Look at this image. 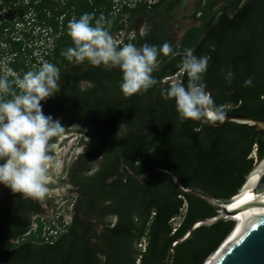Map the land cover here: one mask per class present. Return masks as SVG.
<instances>
[{
	"label": "trees",
	"instance_id": "16d2710c",
	"mask_svg": "<svg viewBox=\"0 0 264 264\" xmlns=\"http://www.w3.org/2000/svg\"><path fill=\"white\" fill-rule=\"evenodd\" d=\"M175 5V0L149 5L120 0L116 7L113 0H0V52L9 55L7 75L13 79L42 62L60 69V91L41 102L43 111L60 120L64 133L75 128L78 143L85 145L68 175L92 196L54 235L56 226H47L43 215L35 218L36 228H30L37 206H28L21 194L14 207L5 208L0 200V209L18 223L0 236V264H203L237 223L222 219L199 226L173 253L170 243L194 220L215 215L217 208L181 193L165 172L156 170L141 180L136 176L164 166L184 186L226 200L264 156V133L233 122L220 127L191 120L181 124L174 102L162 99V86L154 91L156 100L153 88L124 97L118 69L77 64L62 55L72 46L67 25L73 18L89 13L93 23L102 19L120 30L123 16L147 15L151 34L129 42L137 47L170 43L175 55L159 57L153 73L160 83L178 75L184 51L192 49L197 56L211 57L204 83L214 91L217 106L264 120V0H197L193 16L198 13L201 22L173 44L157 17ZM229 69L234 74L231 84L224 79ZM248 79L252 83L245 86ZM254 147L256 158L251 156ZM263 191L264 175L255 197ZM24 209L31 213L27 220ZM10 235L14 241L5 243Z\"/></svg>",
	"mask_w": 264,
	"mask_h": 264
},
{
	"label": "clouds",
	"instance_id": "9594fccd",
	"mask_svg": "<svg viewBox=\"0 0 264 264\" xmlns=\"http://www.w3.org/2000/svg\"><path fill=\"white\" fill-rule=\"evenodd\" d=\"M67 35L72 46L62 52L66 60L118 69L121 73L119 89L124 97L157 86L160 82L153 73L158 70V58L175 55L168 42L118 46L102 19L93 23V15L89 13L69 20ZM210 58L186 49L178 75L161 87L162 99L174 102L181 124L189 120L213 124L224 119L223 110L215 104L204 83ZM233 76L229 69L224 79L231 84ZM60 80V69L50 62H42L13 79L8 75L0 76V185L21 194L22 199L43 203L56 194L59 153L54 138L65 132V126L51 114L46 115L41 102H47L60 91ZM251 83L248 79L245 86ZM98 259L106 262L102 254H98Z\"/></svg>",
	"mask_w": 264,
	"mask_h": 264
},
{
	"label": "water",
	"instance_id": "95a60500",
	"mask_svg": "<svg viewBox=\"0 0 264 264\" xmlns=\"http://www.w3.org/2000/svg\"><path fill=\"white\" fill-rule=\"evenodd\" d=\"M164 82H161L152 89L154 100H156L155 89L162 86ZM206 91L212 95L214 92L210 88L206 87ZM224 112V119L217 121L213 124H209L212 127H220L227 122H233L235 124L254 129L258 132L264 133V120L242 115L238 113ZM162 171L167 173L176 188L184 194L195 195L208 202L210 205L217 208V213L210 217L199 218L194 220L187 228L186 232L179 238L173 240L170 243L171 252L175 253V246L189 239L194 231L199 226L211 225L222 219H232L238 212L241 211L243 203H240L244 188L246 187L250 177L257 173L258 178L254 185V191L264 175V156L257 160L253 167L247 172L243 182L238 189L229 196L226 200H220L215 198L201 189L186 187L179 180L178 176L169 168L164 166H155L144 171L140 176H136L138 179L144 178L146 175L153 171ZM261 195L256 198H252V202L259 206H264V191L258 192ZM240 203V204H236ZM233 205H237L233 208ZM237 227L235 222L234 227L225 237V239L219 244L216 250L204 261L203 264H264V207L252 220H250L235 236L231 237ZM231 237V238H230ZM173 258V257H172ZM32 264H43L42 262H35Z\"/></svg>",
	"mask_w": 264,
	"mask_h": 264
},
{
	"label": "rangeland",
	"instance_id": "374dc122",
	"mask_svg": "<svg viewBox=\"0 0 264 264\" xmlns=\"http://www.w3.org/2000/svg\"><path fill=\"white\" fill-rule=\"evenodd\" d=\"M114 6L119 3L120 0H113ZM130 3H146L152 4L157 0H125ZM176 5L168 12L162 13L160 12L158 15V21L164 26L168 32V34L173 37L174 41L173 44L177 43L180 38L182 37L183 33L187 28L192 25L198 24L199 14L197 13L193 16V12L195 9V3L197 0H175ZM114 12L117 13V9H114ZM119 22L123 23V28L113 29L108 24L105 27L109 30L114 43L119 44L125 43L131 40H135L137 36H144L151 34V21L148 19L147 15H136L133 18H130L129 15L123 16ZM17 25V24H16ZM21 26L19 25L18 28ZM44 36L46 34H43ZM128 44V43H127ZM7 56V57H6ZM9 55H5V53L0 52V76L9 74V69L6 66L7 59ZM104 67V66H103ZM86 84L85 81L81 83L82 86ZM75 128L71 129V133H69L66 137L58 142L57 151L59 155L57 156V166H56V173L58 177V184L54 187H61L62 186V176L64 175L65 166L67 163L73 158L74 155L81 152V144L78 143V135L75 134ZM47 202V199L45 200ZM70 200L69 202L62 203L61 208L56 209L49 213V216H46L45 224L52 222H60L63 219L64 222L70 221L71 211L68 209L70 207ZM45 217V216H44ZM180 218V217H179ZM179 218L173 221V225L178 224ZM33 224H37L36 220L33 221ZM47 228V227H46ZM54 235V233H53ZM144 243H142V246ZM140 246V245H138Z\"/></svg>",
	"mask_w": 264,
	"mask_h": 264
},
{
	"label": "flooded vegetation",
	"instance_id": "af4514ba",
	"mask_svg": "<svg viewBox=\"0 0 264 264\" xmlns=\"http://www.w3.org/2000/svg\"><path fill=\"white\" fill-rule=\"evenodd\" d=\"M197 21H198V24H195L194 26L199 25V23L201 22V19ZM69 133H71V131H69L68 133L62 134L59 138H57V140L55 141L56 145L58 146V142H60V140L66 137ZM80 146L82 147L81 152L74 155L73 158L65 166L64 175L62 176V179H61L62 186L55 187L56 194L48 198L47 202L44 201L43 203L28 199V203H27L28 206L30 205L29 203L31 202L37 206V211H35V213H33L32 215H30L31 214L30 210L24 209L25 215L23 217V220H27V215H30V221H32L30 228H32L33 221L35 220L37 216L43 215L46 218V216H49L50 212L61 208L62 203L69 202L70 200L72 201L70 202L71 205L68 209L71 211L70 213L71 216L73 214L74 215L78 214L79 207L84 202L83 200H86L92 197L91 194L85 193V191L81 189L79 184H74L69 179V175H68V170H69L68 168L74 165L78 157L81 156L86 150L85 145L81 144ZM123 167H124V164L121 166V170H123ZM94 171H95V167L90 168L89 170L86 171V175H91ZM19 195H20L19 193L14 194L11 192L9 188L3 185H0V200H2L5 208L16 206L18 204ZM71 216H70V221L68 222V224H70L71 222ZM113 219H114L113 216L109 217V220H113ZM17 224L18 223L14 219H12L8 214H6L4 210L0 209V236L6 234L8 232L7 230H9L10 228H13L14 225H17ZM12 241H14V239L12 238L11 235L5 239V243H9Z\"/></svg>",
	"mask_w": 264,
	"mask_h": 264
},
{
	"label": "bare ground",
	"instance_id": "6f19581e",
	"mask_svg": "<svg viewBox=\"0 0 264 264\" xmlns=\"http://www.w3.org/2000/svg\"><path fill=\"white\" fill-rule=\"evenodd\" d=\"M257 178H258L257 173L253 174L250 177L246 187L244 188L242 198L240 199L241 200L240 203L244 204L242 206L243 210L238 212L232 218V219L237 221V227H236L234 233L231 234V237L235 236L250 220H252L258 213H260V211L264 207V206H261V205L259 206L258 204H256V203L251 201L252 198H256L257 197V196L255 197V191L253 189L254 185H255V183L257 181ZM240 203H236V204H240ZM236 206L237 205H233V208L236 207Z\"/></svg>",
	"mask_w": 264,
	"mask_h": 264
},
{
	"label": "built area",
	"instance_id": "2783aa9c",
	"mask_svg": "<svg viewBox=\"0 0 264 264\" xmlns=\"http://www.w3.org/2000/svg\"><path fill=\"white\" fill-rule=\"evenodd\" d=\"M127 43H130L129 41L128 42H125V43H120V46H123V45H125V44H127ZM118 46H119V44H117ZM175 76H177V74H175V75H173V76H171V77H168V78H166V79H170V78H173V77H175ZM251 156H253L254 158H256V147H254L253 148V151H252V153H251ZM52 225H55L56 226V229L55 230H53L52 231V234L54 233V234H56V232L57 231H60V230H62L63 228H64V226H66L67 224H68V222H64L63 221V219L62 220H60V222H52L51 223ZM49 225V224H48ZM178 224H175V226H177ZM36 226H37V224H33L32 225V229H35L36 228ZM46 228V227H45ZM48 228V227H47ZM46 228V229H47Z\"/></svg>",
	"mask_w": 264,
	"mask_h": 264
}]
</instances>
